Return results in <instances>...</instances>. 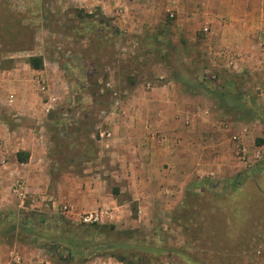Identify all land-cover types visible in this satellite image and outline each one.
Listing matches in <instances>:
<instances>
[{"label":"rangeland","instance_id":"obj_1","mask_svg":"<svg viewBox=\"0 0 264 264\" xmlns=\"http://www.w3.org/2000/svg\"><path fill=\"white\" fill-rule=\"evenodd\" d=\"M97 1L106 8L111 0ZM73 2L0 0V71L25 64L31 56L43 59L51 80L49 85L42 79L36 83L41 94L46 95L49 87L51 93L44 99L49 122L40 126L52 143L43 152L46 177L33 184L36 192L27 191L28 182L22 175L4 191L11 209L0 210V241L41 246L54 264H84L87 259L126 249L134 254L128 260L141 264H264V92L250 94V89L230 87L229 79L235 80L232 76L227 80L217 74L207 76L204 53L194 47L197 35L196 42L189 43L184 32L177 33L178 41L168 42L160 55L153 35L146 48L135 40L139 33L128 31L127 26L119 29L116 22L126 24L123 8L117 7L114 18H107L102 13L105 8L88 13ZM124 38L133 43L124 45ZM160 63L170 67L169 71L155 72ZM170 77L185 82L196 94L207 91L221 99L217 105L231 114V131L237 132L240 125L247 127L243 141L240 137L235 144H243L252 159L240 151L244 165L232 157L230 144L226 146L223 162L227 171L210 181L195 179L169 216L149 217L132 210L117 223L102 218L86 225L65 216V204L72 212L74 208L61 197L57 180L64 179L65 173L89 175L79 167L88 165L94 156L95 136L90 135L96 133L99 141L107 135L96 128L98 119L133 85L151 89ZM13 100L10 95L8 103ZM207 150L213 152L212 147ZM6 165L0 156V166ZM43 188L51 200L41 198ZM65 226H73L71 231L79 238L68 245L76 254L67 261L69 248L55 249L51 243L59 236L69 238L63 232Z\"/></svg>","mask_w":264,"mask_h":264},{"label":"crops","instance_id":"obj_2","mask_svg":"<svg viewBox=\"0 0 264 264\" xmlns=\"http://www.w3.org/2000/svg\"><path fill=\"white\" fill-rule=\"evenodd\" d=\"M73 3L88 13L105 8L96 0ZM117 7L125 10L122 21L126 24L116 25L139 33L135 40L141 46L147 48L153 35L152 41L161 46L156 48L163 55L164 46L177 42L180 33L184 32L189 43L196 42L197 35L194 47L204 53L207 76L217 74L225 80L232 76L235 80L229 79L230 87L250 89V94L264 92V0H111L102 13L114 18ZM204 27L208 31L200 37L197 32ZM122 42L133 43L125 38ZM165 66L158 64L155 72L169 71ZM40 79L49 85L48 68L34 70L25 63L0 71V156L7 160L5 168L0 166L2 211L11 209L4 191L10 189L15 177L22 175L31 192H36L33 184L46 177L43 152L52 143L40 125L49 122L44 99L51 88L46 95L41 94L37 87ZM10 95L14 97L11 104ZM217 100L207 91L200 95L192 92L174 77L151 89L140 84L129 88L96 123V128L106 131L105 138L99 141L96 133L90 135L95 136L94 156L88 165L79 167L89 175L65 173L64 179L57 180L61 197L74 208L73 217L97 212L103 220L117 223L132 210L149 217L169 216L195 179L210 181L227 171L223 162L226 146L230 144L235 160L241 161L243 151L250 161L253 156L243 144H235L240 137L243 141L247 127L240 125L232 132L231 114L217 105ZM207 147L213 152L205 151ZM18 152L27 160L18 162ZM41 193L42 199H52L44 188ZM15 257L21 264H54L41 246L0 241V264H12ZM84 264L123 263L100 256Z\"/></svg>","mask_w":264,"mask_h":264},{"label":"trees","instance_id":"obj_3","mask_svg":"<svg viewBox=\"0 0 264 264\" xmlns=\"http://www.w3.org/2000/svg\"><path fill=\"white\" fill-rule=\"evenodd\" d=\"M27 64L30 66V68L34 69V70H41L43 68V59L40 57V56H31L28 58L27 60ZM219 99V98H217ZM219 102L221 101L218 100ZM24 154L22 152H18L16 154V159L18 162H23V161H26L27 160V156H23ZM64 220H61V223H64L63 222ZM68 225V223H67ZM65 230L63 232H65L66 234L68 233L70 236L69 238H65L63 239L62 236L58 237L57 239H54L53 242H51L53 244V247L55 249H68L69 247L73 246L72 245V242L74 241H78L79 238H76L75 235H76V232L75 231H71V229L73 230V226H65L64 227ZM82 243V242H81ZM82 244H84V249H87V246H85V242H83ZM69 245V247H68ZM111 248V247H110ZM74 254H76V252L72 251V248H69L68 249V255H66V261L67 260H71L73 257H74ZM134 254L131 252V251H128V249H126L125 252H121V254H112V255H109L110 257L116 259L118 262H121L123 264H141L140 261L139 262H133L131 260H128V256H131ZM63 257V255H59V258ZM139 258V256H138ZM65 259V257L63 258ZM88 260V259H87ZM85 260V261H87Z\"/></svg>","mask_w":264,"mask_h":264},{"label":"built area","instance_id":"obj_4","mask_svg":"<svg viewBox=\"0 0 264 264\" xmlns=\"http://www.w3.org/2000/svg\"><path fill=\"white\" fill-rule=\"evenodd\" d=\"M169 16L172 18L171 14H169ZM202 31L205 33L208 31V29L204 27L202 28ZM62 209H63V213L65 216H71V217L74 216L72 213V210L70 209L68 205L65 204ZM72 219H74V221L80 224L86 225V224L97 223L102 219V217L97 212H93V213L91 212V213H86V214H80L77 216V218H72ZM12 264H21L19 261V258L17 257L13 258Z\"/></svg>","mask_w":264,"mask_h":264}]
</instances>
